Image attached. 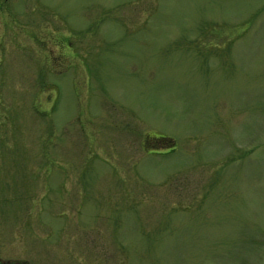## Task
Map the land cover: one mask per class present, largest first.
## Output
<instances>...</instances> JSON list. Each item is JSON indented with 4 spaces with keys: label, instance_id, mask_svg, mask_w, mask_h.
Instances as JSON below:
<instances>
[{
    "label": "rangeland",
    "instance_id": "rangeland-1",
    "mask_svg": "<svg viewBox=\"0 0 264 264\" xmlns=\"http://www.w3.org/2000/svg\"><path fill=\"white\" fill-rule=\"evenodd\" d=\"M0 261L264 264V0H0Z\"/></svg>",
    "mask_w": 264,
    "mask_h": 264
},
{
    "label": "water",
    "instance_id": "water-1",
    "mask_svg": "<svg viewBox=\"0 0 264 264\" xmlns=\"http://www.w3.org/2000/svg\"><path fill=\"white\" fill-rule=\"evenodd\" d=\"M0 264H16V263L9 261H0ZM21 264H26V263H21Z\"/></svg>",
    "mask_w": 264,
    "mask_h": 264
}]
</instances>
